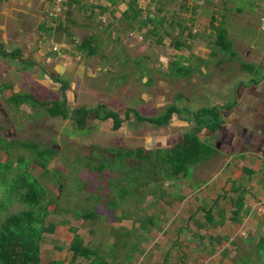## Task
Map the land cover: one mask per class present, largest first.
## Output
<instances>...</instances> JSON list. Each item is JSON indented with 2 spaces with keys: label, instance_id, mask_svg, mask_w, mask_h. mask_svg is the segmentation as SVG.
<instances>
[{
  "label": "rangeland",
  "instance_id": "374dc122",
  "mask_svg": "<svg viewBox=\"0 0 264 264\" xmlns=\"http://www.w3.org/2000/svg\"><path fill=\"white\" fill-rule=\"evenodd\" d=\"M41 1L0 0V14L4 16L3 18L6 16L20 18L22 23L15 26L18 27L17 31L19 29L25 31L23 36L31 31L41 34V39L45 41L42 46L37 48V42L32 36L29 40L31 47L24 49L23 53L24 57H31L30 60L33 62L34 54H37L38 63L43 69L47 66L45 59L54 58L60 51L70 50L78 56L77 48L89 32L88 25L93 31L97 28L98 32L114 26L119 30V37L123 34L124 26H128L127 21L122 19L121 13L125 7H122L120 2L116 10L113 8L111 11L113 16L110 18L106 0H74V3H71L72 7L66 0L62 3V12L57 16H50V11L44 12ZM47 1L51 6V0ZM257 1H146V9L140 19L141 23L146 22V32L141 33L139 39L129 37L128 40L145 45L151 60L154 58L157 60V65L152 63L151 68L157 70L160 63L159 53L164 50L162 44L170 43L173 38L179 36L169 27L170 20L174 24L185 26L187 31L184 34L190 32L200 37L211 34L209 39L214 43L217 31L211 27L212 24L226 26L229 29V39L230 37L232 40L238 39L239 35L242 37L239 25L258 23ZM125 3L127 5V2ZM187 14L200 16L203 29L201 27V30L197 29L194 32L197 18H190ZM144 15L149 20L146 21ZM42 23H45L43 27L47 24L51 26L50 36L39 27ZM202 30L205 31L201 32ZM178 38H182V34ZM100 39L101 37L99 41ZM114 43L110 35L105 34L101 39L100 52L112 55L115 53V50H111ZM120 43L122 40L118 42ZM64 44L70 46L63 47ZM215 49L220 51L217 46ZM40 50L42 55H38ZM91 58L92 66H100L110 59V57L100 59L96 56ZM35 61L37 64V60ZM136 64L141 69L146 68L141 63ZM180 66L181 73H190V68ZM237 66V62L233 61L231 67L224 73L214 72L207 77L214 79L217 76L214 84L218 85L221 91L230 86L232 93L226 97V103L234 100L238 84H244L248 78L242 73L239 74ZM22 68L29 72L16 79V87L20 93H32L39 102L50 104L61 99V89H53L54 86L48 87L35 81L37 75L31 76L33 66L24 63ZM42 75L40 73L39 78ZM107 77L109 76L100 74L101 80L96 82L99 93L94 95L107 101L112 98L113 101H109L113 104L108 102L111 110L119 109L124 120L119 131L112 130L111 119L102 123L93 120L87 122L85 128L79 129L72 119L52 117L46 108L32 100L19 105L17 113L10 114L13 127L9 125L6 128L13 132L12 137L7 141L0 139V222L10 213L25 208L19 201L15 187L17 179L26 175L32 181H36L42 199L41 204H47L50 210L48 222L56 225L54 233L44 236L41 246L42 264H88L82 257L73 258L70 250L73 240L71 228L77 229L85 245L104 255L108 264H264V256L259 249V239L264 236V178L260 183L255 177L248 179L246 184L256 183L257 187L247 189L248 193L244 194L245 208L236 220L234 203L240 193L230 189L232 178H236L232 174L238 172L241 162L238 161L229 169L226 166L231 162L227 159H232L229 158V154H213L208 160L191 167L188 176H180L177 179H165L164 172L159 170L156 183L149 176L152 171L148 168L141 186L131 188V193L125 199L118 197L121 188L127 186L122 177L130 175L132 170L119 169L116 165L101 169V164L114 158V149L127 150L130 149L129 146L131 149L141 148L144 146L146 136H158L160 131L147 122H139L138 116L132 112L126 116L128 112H125L126 107H132V110L144 115L141 111L144 102L138 96L133 98L129 95L122 96L121 90L127 85V81H119V75L110 77L111 81L106 79ZM218 77L227 79V84L218 81ZM84 82L91 83V80L85 78ZM137 84L138 82H135V85ZM184 87L186 88L183 90L190 97H186V102L182 104H174L184 114L195 113L217 103V95L210 91H206V96L203 93L192 95L189 84ZM130 91L131 89L129 94ZM109 94L113 96H107ZM86 101L94 103L96 98L92 95L87 96ZM89 111V115L95 113L98 120H103L104 110L101 106L95 104ZM163 113L162 111L161 114ZM180 130L174 127L166 129L167 135L169 134L167 143H164L166 148L182 140L181 132L185 131L182 128ZM123 132L127 136L122 135ZM134 133L135 139H132ZM2 135L0 132V136ZM222 136L226 143L225 131ZM232 139L231 135L226 144L231 145ZM28 143L34 144L37 148L26 149L25 145ZM211 143L217 146L218 141ZM38 153L43 157L52 156H46L48 162L44 167L40 165V163L44 165V162ZM126 163L139 162L134 159L127 160ZM111 178L114 181L110 185ZM235 185L240 183L236 181ZM108 198L115 199L118 207L111 208L107 204ZM90 211H94L96 215L90 220H85L82 214ZM208 213L212 220L207 217ZM148 218H152L154 224H148L146 222ZM116 240L119 244L115 243Z\"/></svg>",
  "mask_w": 264,
  "mask_h": 264
},
{
  "label": "crops",
  "instance_id": "0c3cea01",
  "mask_svg": "<svg viewBox=\"0 0 264 264\" xmlns=\"http://www.w3.org/2000/svg\"><path fill=\"white\" fill-rule=\"evenodd\" d=\"M106 1L109 5H107L109 7L107 8V13L111 18V16H113L111 11H113V8L115 10L117 8V5L112 4V2L117 0ZM261 1L262 0H258L256 6L258 23L239 25V33L242 34L241 38V35H239L238 39L232 40L231 37L229 39L228 35V39L232 42L236 53L234 59L231 58L230 54L215 49V43L209 39L211 34L202 35V37L192 35L190 32L184 34L187 31L185 29L186 27L174 24V22L170 20L169 27L179 36L182 34V38H180V42L176 41L178 36L177 38H173L170 43L164 42L162 44L164 50L159 53V67L157 70H153L151 67L157 65V60L155 58L151 60L150 54L146 52L145 45L140 42L128 40L129 37L139 39L140 34L146 32L145 27L140 30L137 27L129 29L127 26H124L125 29L122 31L123 34L119 37V30L114 26L107 27V31L102 30L98 32L97 28L93 31L91 26L86 25L90 29L83 37L82 41L85 37H92L94 46L97 48L96 53L94 55H87L77 48L79 51L77 56L70 50L65 52L60 51L54 58L47 57L45 59L47 66L44 69L42 68L43 66L38 63L37 54H34V64L36 65V73L34 74L35 76L37 75L35 81L42 85H48V87L54 86L53 89H61L62 82L68 83L69 88L65 92V97L64 95L63 97L67 107L71 110L77 108L90 110L95 104L99 106L104 105L108 110H111L110 104L113 103L109 100H112V98L107 101L100 98V96L94 95V93L99 91L96 82L99 79L101 80V73L105 76H109L106 79H110V81L112 80L110 77L119 75V81H127V85L121 90L122 96L126 97L129 95V97L132 98L135 96L140 97L144 102L141 110L144 115L139 114L144 117H156L155 115H160L162 111L165 113V110L170 106L176 103L182 104L186 102V97L189 98L190 96L187 95L183 89H185L186 87L184 86L188 84L192 95L203 93V95L206 96V91H210L212 94L217 95V103L211 105L210 108H220L223 122L215 134L204 128L200 132L199 137L206 144L215 149L214 154H229V158H232L230 160L227 159V161H231L226 165L229 169H232L238 161L241 162L238 172L232 174L236 178H232L233 183L230 190L240 193V196L247 194V189H249V187H257L256 183L246 184L248 179L251 180L255 177V180L260 183L264 178V32L261 29L260 22L263 11ZM50 2L51 6L47 0L41 1L44 7L43 11H50L49 15L52 11L50 8L55 4L54 0ZM250 2L252 3V1ZM68 3L69 6L72 7L71 3H74V0H68ZM121 4L122 7H125L123 9L121 8L123 13L127 5L125 2ZM84 8L86 7L84 6ZM107 13L105 14L107 15ZM187 16L190 18H197L194 23L193 31L196 32L197 29L201 30L203 21L200 19V16L190 14H187ZM3 17L4 16L0 14V75L4 76L7 81L9 77H12L9 81L14 83V90L17 92L19 88L16 87V79L24 73L27 74L29 72L26 68H24V70L22 68V64L25 63L24 61L30 60L31 58L29 56L24 57V48L27 49L31 47V42H29V40L32 36L34 37V41L37 42V48H40L45 41L43 38L41 39L42 36L38 32H26L23 36L22 34L25 33L23 29L17 31L16 28L18 27L15 25L17 23H22L19 20L20 18H16L15 16ZM43 25H45V23H42L39 27L50 36L49 31H52L50 30L51 26L47 24L46 27H43ZM224 27L229 33V29L226 26ZM160 28L162 29V26ZM204 31L205 30H202L201 32ZM105 34H109L111 41L115 42L111 45V50H115V53H112L110 56H108L107 52H100L101 39H103ZM99 37H101L100 41ZM120 40H122V43L118 44ZM62 46L64 47L67 45L64 44ZM69 46L70 45L67 47ZM19 49L22 50L20 55L16 54ZM38 55H42L41 50L38 52ZM93 56L100 59L110 57V59L104 62L105 64H100V66H92L90 60ZM35 60H37V64ZM233 61L238 64L237 68L239 69H237V71H239V74L242 73L248 76V78L245 80L244 84H238V91H235L234 100L226 103V97L232 93L230 86H228L225 91L224 89L221 91L220 87L214 84L217 76L214 77V79L207 77L214 72L218 74L224 73L231 67ZM136 63H141L142 66L144 65L146 68L141 69ZM180 65L190 68V73H181ZM29 66L32 67L31 65ZM19 67L22 68L21 71H23V73L16 72L19 70ZM40 73L43 74L41 78H39ZM85 78L91 80V83H85ZM223 79L224 77H218V81H223V84H227V79ZM135 82H138V84L135 85ZM108 84L110 85V83ZM130 89L131 93L129 94ZM172 91H174L173 95ZM168 94L170 96L169 100ZM91 95L96 98L94 103L86 101L87 96ZM107 96L111 97L113 95L109 94ZM129 109H132V107H126L125 112ZM111 111H118L119 113H117L120 116L119 109H113ZM185 120L186 119H182L178 114H173L170 125L160 127L158 136H146L144 146L141 148L147 151H151L154 148L165 149L166 145H164V143H167V137L169 135L166 133V129L168 128L174 127L178 131H181L180 129L182 128L185 132H181V136L184 137L189 127V124ZM223 131H225L226 143L229 142L228 139H230V136H233L231 145L224 143L225 140H223L222 136ZM123 133L122 135H126V133ZM132 136V139H135V133ZM182 140L179 143H181ZM215 140L218 141L217 146L211 143L213 141L215 142ZM175 145V143H172L171 146L166 149H170ZM223 146H226V148ZM129 148L131 149L130 146ZM132 150L135 149L132 148ZM236 181H238L240 185H235ZM244 208L245 200L243 210Z\"/></svg>",
  "mask_w": 264,
  "mask_h": 264
},
{
  "label": "trees",
  "instance_id": "16d2710c",
  "mask_svg": "<svg viewBox=\"0 0 264 264\" xmlns=\"http://www.w3.org/2000/svg\"><path fill=\"white\" fill-rule=\"evenodd\" d=\"M121 0L113 1L112 4L118 5ZM143 14V9L139 7L137 0H128L127 8L122 13V19L128 23V28L143 29L146 22L141 23L140 19ZM149 18H145V20ZM146 20V21H147ZM61 23V22H60ZM133 25V26H132ZM217 36L215 45L221 52L230 54L231 58L236 57V53L233 48L232 42L228 39V32L226 28L222 26H214ZM171 35V34H170ZM177 42H180V38H177ZM78 49L87 55H94L97 48L94 46L92 37H85ZM21 49L17 50L16 54L21 53ZM15 55V54H14ZM23 60V59H22ZM31 66L34 62L24 61ZM69 88L68 83L62 85V92H65ZM13 101L19 100L22 103L29 102L30 100L38 103V105L46 108L47 113L52 117H62L63 119H72L75 126L79 129L85 128L87 124V118L89 110L85 108H77L70 110L65 100L56 101L53 103L39 102L32 94H22L20 96H13ZM104 110L103 119L112 120V130L117 131L122 127L123 119L117 112L108 110L106 106H101ZM137 112L129 109L126 116L129 113ZM173 114H178L182 119H187L193 122V126L187 130L184 134L181 143L175 145L170 149H156L151 151H145L142 148L135 150H117L115 158L109 160L106 163L101 164V169L111 167L112 165L118 166L119 169L128 168L132 170L130 175L122 177L127 186H123L118 194L119 198L125 199L130 193L131 188L141 186L143 184V176L146 174V170L149 168L152 172L149 174L154 183L158 182V172L162 170L164 172V178L171 180L177 179L180 176H188L191 171L189 169L199 163L208 160L214 153L215 149L206 144L200 137V132L206 128L214 134L221 126L223 119L220 113V108H204L195 113L181 112L175 105L167 108L166 112L154 118H144L138 116L139 121H148L156 127L167 126L171 122ZM186 117V118H184ZM26 149L37 148L34 144H26ZM43 163L41 166H45L48 162L46 155L43 157L41 153H38ZM46 158V159H45ZM138 160L139 163L128 164L127 160ZM109 167V168H110ZM20 177V176H19ZM18 177V178H19ZM114 179L109 180V184L113 183ZM15 192L18 195L19 201L25 206L24 209L10 213L0 222V264H42V243L46 234L54 233L56 225L48 222L50 216V210L47 204H41L39 188L36 185V181H32L26 175H22L17 179ZM244 195V194H243ZM239 195L236 199L234 214L236 220L239 218L244 207V196ZM108 205L111 208L118 207L115 199L108 198ZM94 211L85 212L82 217L85 220H90L95 216ZM209 220H212V216L208 213ZM148 224H154L152 218L146 219ZM73 232V240L70 245V250L73 253V258L77 259L82 257L88 261V264H108L104 255H101L97 250L90 248L84 244L83 238L77 233L76 228H71ZM119 241L116 240V244ZM259 249L264 256V238L260 241ZM112 252V250H111Z\"/></svg>",
  "mask_w": 264,
  "mask_h": 264
},
{
  "label": "flooded vegetation",
  "instance_id": "af4514ba",
  "mask_svg": "<svg viewBox=\"0 0 264 264\" xmlns=\"http://www.w3.org/2000/svg\"><path fill=\"white\" fill-rule=\"evenodd\" d=\"M25 49V48H24ZM29 62H31L32 60H28ZM27 64V63H25ZM30 65V64H28ZM33 68H32V72H31V76L34 75V73L36 72V65H32ZM22 68L19 67V70L16 71L18 73H23V71H21ZM41 71V69H40ZM26 72V71H25ZM21 75V74H19ZM12 77H9V79L11 80ZM8 79V81H9ZM7 79L4 77V76H1L0 75V132L3 134L2 136H0V139H4V140H8L10 139L12 136V131L9 129V128H6L7 126H11L13 127L12 123L13 121L11 120V117H10V114L11 113H17V108L19 107V105L21 106V104H24L22 103L21 101L19 100H16V101H13L12 98L13 96H20L22 95L23 93H20V90H18L17 92H15L14 88H15V85L14 83L12 82H8ZM65 82H62V85L64 84ZM7 84V85H6ZM66 92V91H65ZM65 92H62V86H61V99H57V100H54L52 101L51 103L53 102H56V101H63L64 100V97H65ZM29 94H32V93H29ZM34 95V94H32ZM64 95V97H63ZM35 99L37 100L36 96L34 95ZM167 110V109H166ZM165 110V112H166ZM134 113V112H133ZM135 114V113H134ZM138 115L136 116H141L138 112H137ZM164 114V113H163ZM163 114H160L159 116L163 115ZM104 116V115H103ZM102 116V117H103ZM159 116H156V117H159ZM141 117H144V116H141ZM138 118V117H137ZM144 118H154V117H144ZM109 119L105 120L103 119L102 121H100V123L104 122V121H108ZM139 121V120H138ZM187 121V123L189 124V127L190 125L193 126V122L192 121H188L187 119L185 120ZM141 122V121H139ZM143 122H147L149 123L148 121H143ZM171 123V122H170ZM151 124V123H149ZM153 125V124H151ZM154 126V125H153ZM191 126V127H192ZM156 127V126H154ZM163 127V126H162ZM190 127V128H191ZM156 128H160V127H156ZM189 128V129H190ZM114 131V130H113ZM118 131V130H117ZM16 133L14 134V137H16ZM1 144V142H0ZM177 145V144H176ZM138 149V148H137ZM143 149V148H142ZM117 150H120V148H117V149H114V155L116 154ZM145 150V149H143ZM147 151V150H145ZM115 158V156H114ZM264 238V236H261L260 239H259V242Z\"/></svg>",
  "mask_w": 264,
  "mask_h": 264
},
{
  "label": "built area",
  "instance_id": "2783aa9c",
  "mask_svg": "<svg viewBox=\"0 0 264 264\" xmlns=\"http://www.w3.org/2000/svg\"><path fill=\"white\" fill-rule=\"evenodd\" d=\"M65 0H54V6L52 7V11L50 13V16H57L58 13L62 12V3ZM122 2H127L128 0H121ZM139 7L143 9V14L145 12V5H146V1H150V0H137ZM261 7L263 9L262 11V16L260 19L261 22V29L264 32V0L261 1ZM147 16L144 15V18H146Z\"/></svg>",
  "mask_w": 264,
  "mask_h": 264
},
{
  "label": "water",
  "instance_id": "95a60500",
  "mask_svg": "<svg viewBox=\"0 0 264 264\" xmlns=\"http://www.w3.org/2000/svg\"><path fill=\"white\" fill-rule=\"evenodd\" d=\"M93 120H97L98 123L100 122V120L97 119V116H96L95 113H91V114L88 116V121H87V122L89 123V122H91V121H93ZM104 122H106V121H104Z\"/></svg>",
  "mask_w": 264,
  "mask_h": 264
}]
</instances>
